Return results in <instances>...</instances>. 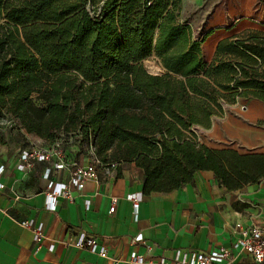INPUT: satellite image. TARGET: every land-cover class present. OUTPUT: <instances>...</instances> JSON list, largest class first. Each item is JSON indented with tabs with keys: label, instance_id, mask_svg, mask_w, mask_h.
Instances as JSON below:
<instances>
[{
	"label": "trees",
	"instance_id": "16d2710c",
	"mask_svg": "<svg viewBox=\"0 0 264 264\" xmlns=\"http://www.w3.org/2000/svg\"><path fill=\"white\" fill-rule=\"evenodd\" d=\"M182 3L0 0V114L46 140L94 145L98 167L133 162L146 194L172 193L199 171L230 191L260 182L264 153L209 147L192 128H211L238 99L264 102V31L222 39L206 62L210 32L193 36ZM153 53L162 74L143 65Z\"/></svg>",
	"mask_w": 264,
	"mask_h": 264
},
{
	"label": "crops",
	"instance_id": "0c3cea01",
	"mask_svg": "<svg viewBox=\"0 0 264 264\" xmlns=\"http://www.w3.org/2000/svg\"><path fill=\"white\" fill-rule=\"evenodd\" d=\"M183 13L191 19H204V33L210 32L203 43L206 62L213 59L222 39L248 30L264 31V0H183ZM240 104L220 122L216 120L221 117L214 119L206 144L243 154L264 153V102L250 98ZM25 135L24 142H0V165L5 166L0 174L5 185L0 189V264H135L129 261L134 251L156 261L173 256L177 248L229 246L238 235L235 223L264 222V179L230 191L219 184L213 171H199L194 183L172 193L146 194L142 171L135 164L119 175L114 171L106 174L101 168L100 180H87L82 189L70 185L74 200L59 196L55 208H47L49 181L44 172L58 159L36 161L28 170L18 168L15 161L21 150L52 142ZM64 148L67 165L53 167L51 179L70 184L76 145L69 140ZM139 193L143 197L136 202L132 196ZM114 198L116 208L111 212ZM22 220L44 224L41 244L32 228L20 224ZM81 232L92 236L98 246L78 247L75 242ZM138 234L145 242H132ZM52 242L55 248L50 250ZM100 246L107 248V255L99 254ZM234 254L227 264H257L247 254Z\"/></svg>",
	"mask_w": 264,
	"mask_h": 264
},
{
	"label": "built area",
	"instance_id": "2783aa9c",
	"mask_svg": "<svg viewBox=\"0 0 264 264\" xmlns=\"http://www.w3.org/2000/svg\"><path fill=\"white\" fill-rule=\"evenodd\" d=\"M64 134H62L63 136ZM72 141V137L69 139ZM66 139L59 138L52 141L50 146H41L37 144L31 145L27 149H23L19 152L18 159L15 161L18 168L22 170L31 169L36 161H50L53 157L58 160L53 166H48L44 172V178L48 179L45 194L47 197V208L54 209L56 206L57 198L59 196L68 197L74 200V197L70 191V185L75 186L78 189H82L85 186L87 180H100V170L104 168V173L109 174L110 169L104 166L98 167L100 162L99 158L95 156L92 160H86L82 163L72 162L70 165L71 179L70 184L55 182L51 179L52 168H63L67 165L64 150V144ZM5 166L0 165V174L4 171ZM4 183L0 182V189L3 188ZM131 197V196H130ZM142 194H135L132 196L134 200L140 201ZM19 198V196H17ZM116 198L113 200V204L110 211L113 212L116 208ZM138 217V206L134 213V218ZM22 226L30 227L34 231V238L36 242L41 244L45 237L44 224H35L33 220H22L20 222ZM237 230V237L229 246L220 245L217 248L210 250H198L195 248H177L171 257H161L160 259L153 261L147 260L143 255L137 252H132L129 256V261L135 264H227L234 260V252L244 253L249 255L257 264H264V222L253 221L249 225H243L240 222L234 224ZM133 243L145 242L141 234H138L132 239ZM75 244L78 247H92L95 248V239L89 236L86 232H81L77 238ZM149 247V246H148ZM55 248V242L49 244V249ZM99 254L102 256L107 255V248L100 246Z\"/></svg>",
	"mask_w": 264,
	"mask_h": 264
},
{
	"label": "rangeland",
	"instance_id": "374dc122",
	"mask_svg": "<svg viewBox=\"0 0 264 264\" xmlns=\"http://www.w3.org/2000/svg\"><path fill=\"white\" fill-rule=\"evenodd\" d=\"M179 20L182 22H190L192 24V31L193 36L197 39H200L204 34V31L206 30V26H201L202 22H204V19H191L187 13H183L180 15ZM199 27V29H197ZM197 29V30H196ZM143 65L146 68V70L149 73L152 74H162L165 72L161 59L153 53L143 61ZM156 65L159 67H156ZM243 99H238V101L235 104L229 105L226 108L225 114L216 120V122H220L221 119L236 106H241V102ZM37 104H43L41 100H37ZM197 135V140L200 143L206 144L207 135L209 133V129L202 128V127H193L192 128ZM27 133L24 129H20L19 123L16 121V119L9 113H2L0 114V142L1 143H13V142H24L26 139ZM63 137H66L64 134ZM79 140L74 138V143H76V150L74 152V155H77V159H79L82 163L86 160H92L95 158L100 157L96 154V147L94 145L90 144H84V146L80 147L79 149ZM207 145V144H206ZM108 157H110L111 149L107 152ZM107 157V158H108ZM101 161V160H100ZM133 162H116V161H109L107 163H103L102 166L105 168H109L111 171H114L117 173L120 169H129L133 165Z\"/></svg>",
	"mask_w": 264,
	"mask_h": 264
},
{
	"label": "water",
	"instance_id": "95a60500",
	"mask_svg": "<svg viewBox=\"0 0 264 264\" xmlns=\"http://www.w3.org/2000/svg\"><path fill=\"white\" fill-rule=\"evenodd\" d=\"M164 70L166 71V68L163 66Z\"/></svg>",
	"mask_w": 264,
	"mask_h": 264
},
{
	"label": "bare ground",
	"instance_id": "6f19581e",
	"mask_svg": "<svg viewBox=\"0 0 264 264\" xmlns=\"http://www.w3.org/2000/svg\"><path fill=\"white\" fill-rule=\"evenodd\" d=\"M156 67H158L157 65H156ZM159 68V67H158Z\"/></svg>",
	"mask_w": 264,
	"mask_h": 264
}]
</instances>
